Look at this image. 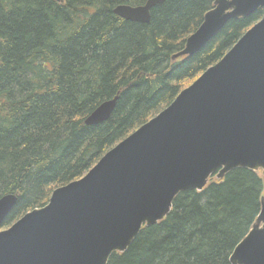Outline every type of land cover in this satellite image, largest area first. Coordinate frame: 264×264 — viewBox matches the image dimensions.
I'll return each mask as SVG.
<instances>
[{
	"label": "trees",
	"instance_id": "trees-1",
	"mask_svg": "<svg viewBox=\"0 0 264 264\" xmlns=\"http://www.w3.org/2000/svg\"><path fill=\"white\" fill-rule=\"evenodd\" d=\"M146 0H0V197L17 200L2 226L48 203L114 145L166 107L264 14L231 19L197 53L174 57L214 0H166L148 23L113 13ZM117 96L108 120L86 125ZM264 174L238 168L180 192L107 264H231L259 212Z\"/></svg>",
	"mask_w": 264,
	"mask_h": 264
},
{
	"label": "water",
	"instance_id": "water-1",
	"mask_svg": "<svg viewBox=\"0 0 264 264\" xmlns=\"http://www.w3.org/2000/svg\"><path fill=\"white\" fill-rule=\"evenodd\" d=\"M165 1L120 4L113 13L148 23L150 9ZM259 8L264 0H214L174 57L197 53L227 21ZM116 100L98 105L85 124L108 120ZM238 168L264 171V14L85 175L0 230V264H107L143 226L165 218L180 192L201 191L214 174L221 178ZM16 200L13 194L0 198V225ZM259 204L254 223L229 256L231 264H264L263 195Z\"/></svg>",
	"mask_w": 264,
	"mask_h": 264
},
{
	"label": "rangeland",
	"instance_id": "rangeland-1",
	"mask_svg": "<svg viewBox=\"0 0 264 264\" xmlns=\"http://www.w3.org/2000/svg\"><path fill=\"white\" fill-rule=\"evenodd\" d=\"M256 172H257V174H258L259 176H261V175L264 174V172H263L262 170H257ZM262 195L264 196V192H263ZM5 228H6V227H5Z\"/></svg>",
	"mask_w": 264,
	"mask_h": 264
},
{
	"label": "flooded vegetation",
	"instance_id": "flooded-vegetation-1",
	"mask_svg": "<svg viewBox=\"0 0 264 264\" xmlns=\"http://www.w3.org/2000/svg\"><path fill=\"white\" fill-rule=\"evenodd\" d=\"M61 2H63V1H61ZM264 172V171H263ZM7 195V194H6ZM4 196V195H3ZM2 197V196H1ZM0 197V198H1ZM8 215V214H7ZM2 224H3V222H2ZM2 224L0 225V230H2V229H4L5 227H8V226H2ZM144 227V226H143Z\"/></svg>",
	"mask_w": 264,
	"mask_h": 264
}]
</instances>
